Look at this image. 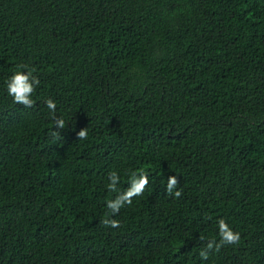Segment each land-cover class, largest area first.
<instances>
[{
    "label": "trees",
    "instance_id": "1",
    "mask_svg": "<svg viewBox=\"0 0 264 264\" xmlns=\"http://www.w3.org/2000/svg\"><path fill=\"white\" fill-rule=\"evenodd\" d=\"M220 219L241 240L203 260ZM0 264H264V0H0Z\"/></svg>",
    "mask_w": 264,
    "mask_h": 264
},
{
    "label": "clouds",
    "instance_id": "2",
    "mask_svg": "<svg viewBox=\"0 0 264 264\" xmlns=\"http://www.w3.org/2000/svg\"><path fill=\"white\" fill-rule=\"evenodd\" d=\"M18 71H16L7 81V94L12 97L13 103L18 105H23L25 108H32L34 106V101L32 99L33 93L40 84L38 77L33 75L35 69H28L27 65L20 64L17 66ZM24 69H28L24 71ZM47 108L55 114L56 103L52 99L46 100ZM55 127L58 129H63L65 122L62 118H56L53 115ZM53 136L59 137L60 133L54 131ZM78 139H87V128L82 129L77 133ZM129 186L125 191H120L119 185L121 183V175L118 171H111L108 174L109 183L107 184V190L111 193H117L114 199H109L106 201V207L109 210L108 216H115L120 213V210L125 206H131L134 198L140 197L145 192L149 185V176L144 169L129 170ZM180 180L175 175H170L167 177V184L165 191L173 195L178 199L182 196V190H177ZM104 227H110L113 229L119 228L120 221L111 218H105L101 221ZM218 232L219 241L209 240L205 250H201L199 255L201 259L207 260L209 253L214 249L219 252L222 247L229 245H237L241 240L239 232L234 231L229 224L224 220L220 219L218 221ZM203 239V237H201Z\"/></svg>",
    "mask_w": 264,
    "mask_h": 264
}]
</instances>
